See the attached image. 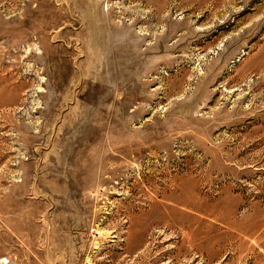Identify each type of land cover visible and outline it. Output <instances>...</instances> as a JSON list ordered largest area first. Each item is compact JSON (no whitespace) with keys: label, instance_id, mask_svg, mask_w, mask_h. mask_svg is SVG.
Returning <instances> with one entry per match:
<instances>
[{"label":"rangeland","instance_id":"rangeland-1","mask_svg":"<svg viewBox=\"0 0 264 264\" xmlns=\"http://www.w3.org/2000/svg\"><path fill=\"white\" fill-rule=\"evenodd\" d=\"M0 264H264V0H0Z\"/></svg>","mask_w":264,"mask_h":264}]
</instances>
